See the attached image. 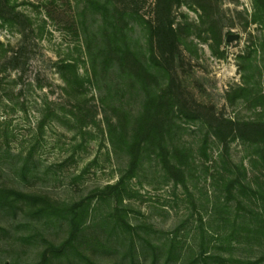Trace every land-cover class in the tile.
Instances as JSON below:
<instances>
[{"label": "trees", "instance_id": "16d2710c", "mask_svg": "<svg viewBox=\"0 0 264 264\" xmlns=\"http://www.w3.org/2000/svg\"><path fill=\"white\" fill-rule=\"evenodd\" d=\"M64 2L70 18L66 29L76 43L73 53L58 58L53 67L64 96L75 104L69 108L46 105L38 129L42 131L52 117L73 119L84 141L89 126L100 128L96 110L85 100L86 90L94 89L98 103L108 109L102 122L108 141L115 156L123 155L125 164L114 183L97 186L76 200H53L24 188L39 178L33 151L23 156L0 147V160L11 171L0 167L5 176L0 181V232L9 234L4 221L19 220L18 228H31L33 232L20 238L42 245L39 261L33 264H59L71 258L96 264L86 252L115 256L114 264H139L148 257L149 264H264V248L253 259L232 254L238 248L264 244V0H252L250 22L257 25L259 34L238 57L240 83L226 92L227 106L239 110L233 116L195 100L176 71L185 44L182 31L191 27L187 23L175 26L173 9L182 4L195 7L202 11V20L210 0H154L150 18L141 14L145 0ZM23 5L30 9H21ZM58 6V0L21 4L0 0V29L21 39L15 49H4L0 42V75L19 74L12 84L28 67L29 41L43 38L46 20ZM138 29L144 43L136 37ZM6 77L0 76V85ZM127 95L140 98L137 112L126 108L129 98L125 102L123 98ZM243 108L250 114L241 115ZM235 142L246 152L239 162L230 155ZM212 147L217 149L215 160L209 153ZM198 163L213 187L208 219L199 215L189 245L179 239L180 228L164 245L153 244L141 236L144 226L129 222V202L140 197L137 188L144 184H157L154 189L171 185L182 188L197 210L190 183L198 177ZM103 208H107L105 214ZM56 227L65 228L66 233L59 243L47 239L49 229Z\"/></svg>", "mask_w": 264, "mask_h": 264}, {"label": "rangeland", "instance_id": "374dc122", "mask_svg": "<svg viewBox=\"0 0 264 264\" xmlns=\"http://www.w3.org/2000/svg\"><path fill=\"white\" fill-rule=\"evenodd\" d=\"M29 0H18V3ZM33 1V0H32ZM59 6L52 8V17L46 20L43 38H31L28 44V67L21 79L14 85L12 80L18 73L7 71L0 76L7 77L0 85V147L9 149L12 154L26 156L33 151V158L38 164V176L24 184V188L31 192H43L53 200H76L85 196L97 186L112 184L118 177V169L125 164L123 155L115 156L105 133L103 122L104 109L97 101L98 91L87 89L85 97L87 106L97 112V124L89 126L84 141L79 135L73 119L66 121L52 117L42 131L38 123L44 114V107L59 105L69 108L75 101L64 96L62 81L55 73L53 63L69 52L73 53L75 39L66 29L70 22L68 6L64 0H58ZM207 14L200 20L202 11L186 5L174 7L173 18L175 26L186 23L189 30H183L185 44L181 46V55L176 60V71L179 79L187 90L199 103L214 106L217 112L233 116L234 110L227 106L226 92L239 84L238 57L250 46L252 40L259 34L257 25L251 24L252 0H210ZM154 0L141 2V14L151 17ZM62 4V5H61ZM26 5L21 9H26ZM196 9V10H195ZM203 22V24H202ZM229 34L240 35L239 40L226 42ZM136 37L144 43V37L139 29ZM198 35L200 37H198ZM0 42L11 48L19 47L20 36L7 33L0 29ZM1 54V53H0ZM76 53H74L75 55ZM4 60L3 58H1ZM10 100H6V96ZM123 98V101L125 102ZM85 102V101H82ZM86 104V103H85ZM126 104V103H125ZM23 105V107H21ZM140 98L130 99L126 108L137 112ZM21 108H24L22 110ZM68 110V109H67ZM241 115H249L248 110L240 109ZM60 114V113H59ZM104 130V133L102 131ZM212 160L217 158V149H210ZM246 152L237 142L231 144L230 155L235 162L241 161ZM210 166L212 163H207ZM248 167V162L244 159ZM197 176L191 181V191L196 200L197 210H194L182 188L174 189L171 185L154 189L153 186L137 188L140 197L129 202L131 212L129 222L139 224L143 228L141 236L148 238L155 245H164L173 235L172 232L180 228L179 239L186 245L192 243L191 232L197 226L199 215L208 219L206 209L212 201L213 187L210 179L204 177L202 164L198 163ZM0 167L6 172L10 168L2 160ZM46 172V174L44 173ZM11 174V171L9 172ZM45 174V175H43ZM77 176H80L77 178ZM5 176L1 175L0 181ZM11 177V176H10ZM208 206V207H207ZM107 208L101 213L105 214ZM16 223L3 225L9 234L0 232V264H33L39 261V254L43 250L38 243L28 244L20 236H26L31 228H18ZM7 224V225H6ZM218 221L214 223L216 226ZM47 239L54 243L61 242L65 236V228H50ZM262 246L253 245L251 248H238L232 254L240 258L253 259L259 255ZM227 255L226 252H223ZM96 264H114L118 259L103 255H92L86 252ZM150 258L139 264H149ZM59 264H85L79 258L61 261Z\"/></svg>", "mask_w": 264, "mask_h": 264}, {"label": "water", "instance_id": "95a60500", "mask_svg": "<svg viewBox=\"0 0 264 264\" xmlns=\"http://www.w3.org/2000/svg\"><path fill=\"white\" fill-rule=\"evenodd\" d=\"M239 38H240V35H238V34H229V35H227V37H226V42H227V43H230V42H232V41L239 40Z\"/></svg>", "mask_w": 264, "mask_h": 264}]
</instances>
